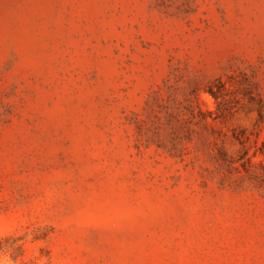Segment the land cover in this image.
<instances>
[{
	"label": "rangeland",
	"instance_id": "1",
	"mask_svg": "<svg viewBox=\"0 0 264 264\" xmlns=\"http://www.w3.org/2000/svg\"><path fill=\"white\" fill-rule=\"evenodd\" d=\"M0 264H264V0H0Z\"/></svg>",
	"mask_w": 264,
	"mask_h": 264
}]
</instances>
